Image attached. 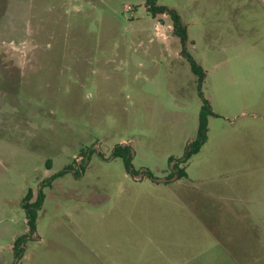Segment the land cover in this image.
Returning <instances> with one entry per match:
<instances>
[{"label": "rangeland", "instance_id": "rangeland-1", "mask_svg": "<svg viewBox=\"0 0 264 264\" xmlns=\"http://www.w3.org/2000/svg\"><path fill=\"white\" fill-rule=\"evenodd\" d=\"M156 5L201 82L145 0H0V264H264V8Z\"/></svg>", "mask_w": 264, "mask_h": 264}, {"label": "trees", "instance_id": "trees-1", "mask_svg": "<svg viewBox=\"0 0 264 264\" xmlns=\"http://www.w3.org/2000/svg\"><path fill=\"white\" fill-rule=\"evenodd\" d=\"M146 7L148 8V11L155 15L156 13H166L172 23V28L174 34L179 38L180 45L182 47L181 49V55L185 57L190 65V70L194 75L197 76L198 81L201 82L204 78V72L202 68L194 61V59L185 51L186 46V40H187V34H186V28L181 23L180 17L177 14V12L173 9H168L165 6L156 5V0H145ZM212 111L210 109L209 103L206 99H203V104L200 108L199 115H198V125H197V131L195 138L187 145L183 158L181 159L182 162H186L188 159L191 158L194 154H196L201 146L206 141V132H207V116L211 115ZM115 158L120 157L122 158L124 162V166L127 172H132L131 166H130V154L129 150L125 146H117L114 148V151L112 153ZM177 173V179L185 178L186 173L183 170H176ZM64 174V171L58 172L50 177V180L54 179L55 177L61 176ZM43 193L41 190H39L36 193L35 199L33 201H30L31 198V191L28 190L25 194L22 202V208L25 211L26 219H27V225L30 232H33L35 229V218L37 210L41 207L42 201H43ZM23 242V237H18L15 239L13 244V250L14 255L17 258L16 262L14 264H17L18 259H20L22 255V247L21 243Z\"/></svg>", "mask_w": 264, "mask_h": 264}, {"label": "flooded vegetation", "instance_id": "flooded-vegetation-1", "mask_svg": "<svg viewBox=\"0 0 264 264\" xmlns=\"http://www.w3.org/2000/svg\"><path fill=\"white\" fill-rule=\"evenodd\" d=\"M113 151H114V149L112 150V153H113ZM93 152L95 153V149H93ZM97 155H98V157H100L101 158V156L99 155V153L97 152ZM101 159H103V158H101ZM78 170L79 169H81V167L78 165V168H77ZM130 174L132 175V176H135V174L133 173V171L132 172H130ZM173 175H175V179L177 178V173H176V171H174L173 169L171 170V172H170V174H169V179L173 176Z\"/></svg>", "mask_w": 264, "mask_h": 264}, {"label": "water", "instance_id": "water-1", "mask_svg": "<svg viewBox=\"0 0 264 264\" xmlns=\"http://www.w3.org/2000/svg\"><path fill=\"white\" fill-rule=\"evenodd\" d=\"M97 150V149H96ZM135 179H139L141 177V174H137L135 176H133ZM175 179V175H173L169 180H174ZM157 182H165L167 181V179L165 178H160V179H156Z\"/></svg>", "mask_w": 264, "mask_h": 264}, {"label": "crops", "instance_id": "crops-1", "mask_svg": "<svg viewBox=\"0 0 264 264\" xmlns=\"http://www.w3.org/2000/svg\"><path fill=\"white\" fill-rule=\"evenodd\" d=\"M262 8H264V0H255Z\"/></svg>", "mask_w": 264, "mask_h": 264}]
</instances>
